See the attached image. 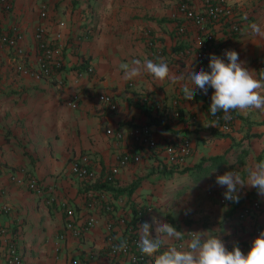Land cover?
<instances>
[{
  "label": "crops",
  "instance_id": "1",
  "mask_svg": "<svg viewBox=\"0 0 264 264\" xmlns=\"http://www.w3.org/2000/svg\"><path fill=\"white\" fill-rule=\"evenodd\" d=\"M43 1L15 0L10 12L0 5L3 29L17 26L23 34L19 45L25 50L26 65L36 61L34 32L41 23L38 10ZM48 1L44 24L53 32L58 22L64 23L63 68L51 80L36 82L15 74L13 65L20 57L13 50H0V207L9 208L0 215V228L7 230L0 235V251L14 236L21 264H129L127 257L109 254L107 226L112 225L116 240L126 239L131 232L121 220L135 225L143 211L135 233L149 223L154 238L155 217L185 233V240L189 232H208L218 235L229 251L238 245L242 253L248 252L256 238L253 227L264 228V195L245 185L239 188V200L231 203L224 196L226 186L218 185L216 177L235 171L247 182V169L264 161V111H231L230 131L223 133L207 119L206 94L197 89L192 100L184 99V83L191 87L186 78L172 83L144 72L129 80L120 69L122 63L131 65L137 59H162L177 77L189 69L209 71L191 54H184L195 30L188 28L182 39L175 36L184 23L182 17H172L179 0ZM204 1L193 0V7L201 10ZM226 1L241 25L234 51L254 75H264L258 71L264 65V37L251 31L252 24L264 29V0ZM215 32L220 35V27ZM150 41L162 48V55L152 54ZM79 58L90 60L92 74L76 77ZM73 94L80 95L75 110L67 105ZM101 94L113 96L116 111L99 101ZM177 110L180 118L173 116ZM138 125L150 128L157 151L145 154L131 147L127 136L118 141L107 135V130L127 132ZM183 139L190 141L189 156L182 165L170 164L164 146ZM129 149L140 154L141 161L121 170L114 183L104 182L117 158ZM81 154L91 158L95 174L91 183L69 170L72 159ZM27 176L42 182L43 196L22 186ZM52 196L57 203L48 204ZM248 200L259 201L262 208L255 225L235 217ZM61 201L69 203L78 224L94 216L95 227L80 239L67 236L60 241L65 223ZM144 264H153V259Z\"/></svg>",
  "mask_w": 264,
  "mask_h": 264
},
{
  "label": "built area",
  "instance_id": "2",
  "mask_svg": "<svg viewBox=\"0 0 264 264\" xmlns=\"http://www.w3.org/2000/svg\"><path fill=\"white\" fill-rule=\"evenodd\" d=\"M14 3L15 0H0L2 10L6 12L12 10ZM48 10L49 1L44 0L40 4L38 10V17L41 23L37 25L34 32L36 61L30 65H26L23 62L25 50L19 45V42L23 39V34L20 29L17 26H13L6 31L3 29L0 21V50L3 47H8L10 50H13L20 57L13 65L15 74L30 78L36 82L51 80L52 76L64 66L63 50L65 48V42L62 31L64 23L58 22L57 28L53 32H50L48 27L44 24V21L48 19ZM177 16L182 17L184 20V23L178 25L176 28L175 36L177 39L184 38L188 32V28H193L195 30L194 41L184 51L185 55L191 54L195 60L204 64L206 67L209 65V54H215L226 63L228 62L225 51L234 50L235 41L238 39L241 32V25L236 21V15L232 5L228 4L226 0H205L204 7L201 10H197L193 7V0H179L176 10L172 14L174 19L177 18ZM216 27H220V35L215 32ZM87 33H91L90 29L86 32V35H88ZM148 47L151 49L153 55H162V48L155 42H148ZM72 52L78 54L77 50H72ZM78 63V70L76 71L77 78L93 73L94 69L88 58H79ZM258 71L264 74V65H259ZM1 79L2 72L0 71V80ZM59 84H61V82H59ZM213 92L214 89L209 87L206 94L207 119L209 122L213 123L220 132L227 133L230 131L233 116L229 113L230 118L225 119V114L223 112L217 113L216 116L210 115L209 108ZM79 100L80 95L73 94L67 105L69 108L75 110L78 108ZM99 101L106 106L109 111L114 112L117 110V104L113 96L101 94L99 95ZM177 104L178 102L175 101L174 105L177 106ZM156 108L158 110L164 109L161 105H157ZM173 116L175 118H180L181 114L177 110L174 111ZM107 135L113 136L118 141L127 136L133 144L131 147H137L145 154L158 150V145L151 135L150 128L146 125L131 126L127 132L123 130L115 132L107 130ZM164 152L170 164L182 165L191 152L190 141L188 139H183L179 144L164 146ZM141 159L142 157L140 154H134L132 149H129L117 158L116 163L107 172L103 181L109 184L114 183L116 176L121 170L125 169L130 164L139 163ZM91 165L90 156L81 154L72 159L69 170L71 174L79 179L91 183L95 180V174L91 169ZM22 186L38 196H43L46 193V188L42 182L33 176H27L23 180ZM237 195L240 197L239 190ZM227 201L231 203L235 202L234 200ZM55 202L57 203V200L53 196L47 200L48 204H53ZM59 205L65 213L64 229L58 236L60 241H64L67 236L80 239L87 231L95 227L96 218L94 216H89L82 224H78L74 217L75 212L69 203L61 201ZM112 209V206L107 205V211L112 212ZM261 209L259 201L248 200L243 202L237 209L235 217L240 222H249L255 225V219L257 215L260 214ZM8 211L9 208L0 207V215ZM143 215V211L138 212L135 225H133L131 221L127 222L126 220H121L125 224H128L127 228L131 232L126 239L121 241L116 240L112 236V225L107 226V231L109 232L107 235L108 252L111 256H125L129 264H144L151 259L140 252L138 247L140 235L134 232L135 226L137 227L142 224ZM261 231H264V228L259 226L253 227V233L256 237L259 236ZM4 234H7V230L0 228V235ZM187 239H190V232L188 233ZM125 241L127 243L126 249L119 250L118 246ZM158 254L160 253H157V255ZM244 254H247V252ZM0 260H4L5 264H21L22 258L17 250L14 236L11 238L9 244L0 251ZM72 264H77V261H73Z\"/></svg>",
  "mask_w": 264,
  "mask_h": 264
},
{
  "label": "clouds",
  "instance_id": "3",
  "mask_svg": "<svg viewBox=\"0 0 264 264\" xmlns=\"http://www.w3.org/2000/svg\"><path fill=\"white\" fill-rule=\"evenodd\" d=\"M254 35L264 37V29L252 24ZM227 63L215 54H209L210 71L186 70L185 75L177 77L171 73L169 65L164 60L155 62L151 59L141 62L139 59L132 64L122 63L120 69L125 79H134L146 72L159 81L170 80L172 83L184 81L182 91L185 100H192L199 89L207 94L208 88L214 89L211 95L209 113L216 116L223 112L224 118L229 119L233 110L264 111V75L257 77L254 71L245 67L234 50H226ZM216 183L226 186L225 199L238 201L239 188L249 185L257 189L258 194L264 195V161H259L247 169V182L235 171H227L216 177ZM155 237L151 233V225L144 223L140 227L139 250L142 254L153 259V264H264V231H261L253 242L247 254L242 253L238 245H233L229 251L218 235L208 232H190V239L185 240V233L169 223L161 222L153 217ZM175 241H183L179 248ZM127 243L122 242L119 250H124ZM164 249L161 251V249ZM157 253H160L157 255Z\"/></svg>",
  "mask_w": 264,
  "mask_h": 264
}]
</instances>
